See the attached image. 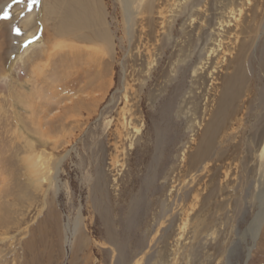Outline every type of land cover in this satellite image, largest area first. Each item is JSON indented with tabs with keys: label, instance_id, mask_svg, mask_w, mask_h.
Segmentation results:
<instances>
[{
	"label": "rangeland",
	"instance_id": "374dc122",
	"mask_svg": "<svg viewBox=\"0 0 264 264\" xmlns=\"http://www.w3.org/2000/svg\"><path fill=\"white\" fill-rule=\"evenodd\" d=\"M43 1L0 0V264H264V0H100L106 44Z\"/></svg>",
	"mask_w": 264,
	"mask_h": 264
},
{
	"label": "bare ground",
	"instance_id": "6f19581e",
	"mask_svg": "<svg viewBox=\"0 0 264 264\" xmlns=\"http://www.w3.org/2000/svg\"><path fill=\"white\" fill-rule=\"evenodd\" d=\"M126 3L127 0H123L124 6L126 5ZM33 9L34 10H30V12L27 13H26L27 10L24 11L26 14L23 17V21L25 23L31 21L34 12L38 16L44 13L45 15H48L50 19L54 20L51 34L54 35L55 37L57 36L71 37L79 41L90 42V43H95L96 41H101L105 44L109 43L110 31H109V27L107 26L106 13L103 4L100 0H45L43 1L41 8L38 6ZM39 41L40 40L38 39L36 40L35 43L37 42L39 43ZM21 48L22 47H20V49ZM90 52L93 54L95 52V49L91 48ZM17 55L18 54H15L11 59L13 60L15 57H17ZM65 56L63 55L62 57H60V60L62 62L64 61ZM70 58L71 60H74L76 57L74 55L73 57L71 56ZM243 81H244V77L242 76V74L241 76L238 75V77H235L234 85L228 89V93H227L228 98L225 104L223 105L221 112L223 116L228 115L231 117L238 112L239 106L236 105L237 102L236 100L239 97L240 93L242 92ZM263 118H264V114L257 115V119H258L257 121L261 122ZM219 123L221 122L216 123V126L214 125L215 132H217L219 126L217 124ZM263 152H264V145L262 147L260 156L264 155V154L262 155ZM259 164H260L259 176L257 179V183L259 184L260 187H262V189H259L258 192V196H257L259 199L258 211L255 217H253L252 219V226H251L253 228V231L254 229H256V233L258 232L259 227L264 219V159H262ZM32 168L34 169V167ZM118 243L119 242H117L116 245L120 246V244Z\"/></svg>",
	"mask_w": 264,
	"mask_h": 264
},
{
	"label": "snow or ice",
	"instance_id": "6c2138e0",
	"mask_svg": "<svg viewBox=\"0 0 264 264\" xmlns=\"http://www.w3.org/2000/svg\"><path fill=\"white\" fill-rule=\"evenodd\" d=\"M33 3H35V0H33Z\"/></svg>",
	"mask_w": 264,
	"mask_h": 264
}]
</instances>
